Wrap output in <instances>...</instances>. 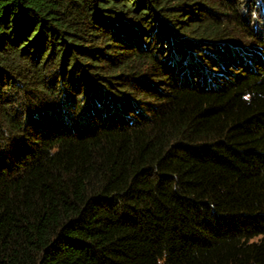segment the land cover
Here are the masks:
<instances>
[{"label": "trees", "instance_id": "16d2710c", "mask_svg": "<svg viewBox=\"0 0 264 264\" xmlns=\"http://www.w3.org/2000/svg\"><path fill=\"white\" fill-rule=\"evenodd\" d=\"M264 0H0V264H264Z\"/></svg>", "mask_w": 264, "mask_h": 264}, {"label": "rangeland", "instance_id": "374dc122", "mask_svg": "<svg viewBox=\"0 0 264 264\" xmlns=\"http://www.w3.org/2000/svg\"><path fill=\"white\" fill-rule=\"evenodd\" d=\"M261 23H262V24L264 23V19L261 21Z\"/></svg>", "mask_w": 264, "mask_h": 264}]
</instances>
